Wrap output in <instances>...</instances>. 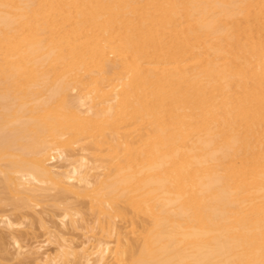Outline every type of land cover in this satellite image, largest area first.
I'll return each instance as SVG.
<instances>
[{
    "label": "bare ground",
    "instance_id": "obj_1",
    "mask_svg": "<svg viewBox=\"0 0 264 264\" xmlns=\"http://www.w3.org/2000/svg\"><path fill=\"white\" fill-rule=\"evenodd\" d=\"M0 264H264V0H0Z\"/></svg>",
    "mask_w": 264,
    "mask_h": 264
},
{
    "label": "rangeland",
    "instance_id": "obj_2",
    "mask_svg": "<svg viewBox=\"0 0 264 264\" xmlns=\"http://www.w3.org/2000/svg\"><path fill=\"white\" fill-rule=\"evenodd\" d=\"M40 230H41V229H40ZM40 230L37 232V233H38V236H39V235H40V236L38 237V236L36 235L38 238H35V237L33 238V237H32V238H33V239H32V238L30 237V238L28 239V241H27V239H25V242H24V243H26V242L33 243V240H34V244H35V245H36V243H38V241H39V242H41V243L43 242L45 245L48 246V244L45 243V240L47 239V238H46V235L43 236V235H44V234H42L43 231L41 230V232H40ZM45 238H46V239H45ZM30 239H31V240H30ZM37 239H38V241L36 242L35 240H37ZM39 239H40V240H39ZM42 239H44V240H42ZM29 240H30V241H29ZM31 241H32V242H31ZM35 242H36V243H35ZM41 243H38V244H41ZM42 245H43V244H42ZM47 246L44 247V245H43L44 251H43V248H42V250H40V253H41L42 251H43L42 253H44L45 250L48 251V249L52 248V245H51V246H48V247H47ZM49 247H50V248H49Z\"/></svg>",
    "mask_w": 264,
    "mask_h": 264
}]
</instances>
